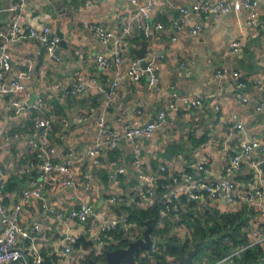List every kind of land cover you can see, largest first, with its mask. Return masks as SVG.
Here are the masks:
<instances>
[{"label":"crops","instance_id":"crops-1","mask_svg":"<svg viewBox=\"0 0 264 264\" xmlns=\"http://www.w3.org/2000/svg\"><path fill=\"white\" fill-rule=\"evenodd\" d=\"M19 1L0 0V29L7 31L19 16L26 33L31 24L42 20L54 34H62L61 41L65 44L58 45L55 58H51L35 39L24 37L6 45L11 56V71L6 81L28 67L34 71L25 83L26 101L39 95L46 98L41 114L49 118L53 126L49 133L51 159L69 158L76 177V185L66 188L61 184L60 175L50 174L43 189L46 206L35 200L22 206V225L39 224L41 227L35 242L40 247L43 264H73L85 258V254L97 253L105 245L104 238H96L103 222L129 216L138 210L152 211L149 219L154 217L151 207L132 205L147 184L136 175L130 142L121 140L116 148L101 154L98 165L90 159H78L79 153L85 154L92 148L101 116L108 129L120 132L126 126H143L155 120L159 111L166 113L164 122L149 138V144L141 142L139 157L148 174L156 173L160 166L167 168V174L182 170L196 173L194 164L201 162L209 167L208 180L228 181L233 190L241 193L259 186L263 174L253 169L250 162L264 155V105L258 109L262 95L252 79L259 77L264 82V0H260L257 28L247 25L244 12L230 13L215 21L208 14L206 18L199 17V22L194 18L202 28L199 37L191 36L186 28L176 31L171 24L178 6L191 7L198 0H155L148 36L126 41L122 46L124 61L120 66L112 64L106 47L94 38L91 27L102 25L117 35L128 23L129 15L146 0H25L22 11H8L9 6ZM156 24L161 26L160 30L155 28ZM147 39L146 53L161 55L157 68L160 90H148L145 79L131 83L130 92L121 88L114 90L112 81L119 76L121 86L127 82L128 63L137 58L133 51ZM232 42L238 43L235 53L229 48ZM101 55L110 66L107 71L97 68L96 58ZM221 69L229 74L219 80L215 73ZM232 72L240 74L247 83L245 88L235 89ZM78 77L84 88L74 93L73 83ZM92 80L95 85H91ZM237 93L246 96L248 103H242ZM125 96L130 99L121 102ZM182 97L200 98L201 106L197 109L178 107ZM27 121L24 114H13L7 97L0 107V174L3 178L1 191L9 210L18 198V187L35 186L31 179L36 180L39 160L28 148V140L32 138L36 142L34 136L37 134L34 124L28 127ZM55 124L60 127L58 131H53ZM236 125H242L243 129H237ZM253 141L258 142L259 147L231 166L232 158L238 154V145ZM120 168L124 170L122 173L118 172ZM6 180H13L15 189L6 191ZM262 191L257 203L264 209V184ZM112 198L115 201H111ZM81 203H88L93 209L98 206L88 231L84 230L86 223L81 226L69 217L70 210ZM237 210H245V204L230 206L220 200L211 212L221 216ZM130 222L131 238H141L145 225L135 220ZM156 225H152V232ZM196 225L198 227L199 223ZM168 232L169 229L163 233L167 236ZM118 233L123 235L122 229L109 234ZM62 234L79 237L87 234L88 250L74 248L69 256L61 259ZM169 240L170 244L179 243L175 237Z\"/></svg>","mask_w":264,"mask_h":264},{"label":"built area","instance_id":"built-area-1","mask_svg":"<svg viewBox=\"0 0 264 264\" xmlns=\"http://www.w3.org/2000/svg\"><path fill=\"white\" fill-rule=\"evenodd\" d=\"M25 0H20L17 4L9 6L8 11L15 13L22 11ZM155 10V0H146L144 4L138 7L129 15V21L121 27L119 34H113L102 25H94L91 27L94 38L106 47L107 55L111 56L112 64L120 66L123 61V45L127 40L138 39L148 36L152 27L151 14ZM177 16L172 20V28L176 31L185 29L193 37H199L202 32L201 25L194 18L204 17L207 15L213 21L228 15L230 13H245L247 25L251 28H257L258 18L261 14L260 0H214V1H196L188 8L178 6L176 8ZM19 16L9 26L7 31L0 29V107L3 105L6 97L9 98V105L14 115L24 114L29 120H32L38 142L32 138L28 140V148H31L35 157L39 160L36 172L35 186L32 188H22L19 190L18 198L13 204L11 210L5 200L6 197L1 191L2 175L0 174V216L2 230L0 231V264H43L44 260L40 247L35 242V235L40 232L39 224L31 226L22 225L20 214L22 206L30 200L38 201L43 207L46 206V199L43 195V189L48 181L50 174L61 176V184L66 188H72L76 185V177L73 169L72 161L67 158L63 161L51 159L52 149L50 148V136L53 126L49 118L41 114L45 105L46 98L39 96L34 103L27 104L26 82L34 74V71L28 67L27 70L15 73L8 81L6 77L11 71V56L6 47L10 41H16L21 38H30L39 41L47 54L51 58H55L54 52L61 42V38L54 34L47 22L42 20L31 24L27 32L22 29ZM156 29L161 26L156 24ZM27 35V36H26ZM231 52L238 51V43L232 42L229 46ZM147 51V50H146ZM161 55L158 52H145L143 59H134L128 63L125 76L127 82L120 85L121 77H117L112 81V88L117 90L121 88L124 92L131 91V83H137L146 80L147 89L150 91H159V76L157 72L158 61ZM97 68L100 71L110 69L108 62L104 56L96 58ZM226 69L218 70L215 78L222 79L227 76ZM80 75V74H79ZM230 75L235 79L234 87L236 90H242L247 83L240 77L238 72H232ZM81 76V75H80ZM92 80L91 85H95ZM252 83L261 93L262 104L258 107L261 109L264 105V82L259 77L252 79ZM84 88V83L78 77L73 83V92L80 93ZM56 89V87H55ZM237 98L242 103H248V98L241 93H237ZM111 105V103H110ZM201 106L200 98L182 97L179 99L178 107L197 109ZM173 109L177 107L173 106ZM35 113V115H34ZM166 118V113L159 111L152 120L143 126H126L120 132L108 129L101 116L97 121L98 135L92 146L85 154L79 153L78 159H90L94 165L99 164V157L108 150L117 147L121 140L130 142L133 145V153L135 155L134 168L139 179L144 180L147 184L143 194L134 200L133 206H149L157 208L158 221L156 225L157 231L161 230L164 224L169 229L168 235L157 232L152 236L149 249L140 254V259L136 264H176L175 256L171 255L165 249L164 244L169 239L175 237L183 244L184 250H191L194 246L195 233L192 230L193 225L197 222L204 225L206 222L205 214L212 216L211 212L218 205L220 200H224L230 206L245 204V211L249 217L248 243L232 249L226 256L213 263L203 264H264V253L253 261L234 260L240 258L242 253L253 247L260 246L264 249V209L260 207L257 200L262 194V186L264 184V174L259 179V186L251 192L241 193L233 190L228 181L214 182L208 180L210 173L209 167L205 163L197 162L194 164L196 173L186 170L172 172L167 174V168L160 166L154 174H148L144 171L143 162L139 155L142 151L141 142L143 139H149L154 130L159 127ZM236 128L242 130V125H236ZM259 147L258 142H243L238 145V154L232 158L231 166L239 162L242 157H248L253 150ZM72 154H68L71 157ZM264 162V155L250 162V166L255 170H260V164ZM229 170V169H228ZM123 168L118 169L122 173ZM1 173V171H0ZM30 176L32 172L29 173ZM22 175V173H21ZM90 177V174L87 175ZM111 201H115L112 198ZM254 209V210H252ZM93 214V207L88 203H81L77 208L70 210L69 217L75 220L77 224L83 225ZM211 224L210 221H207ZM131 222L129 216L114 218L107 222L101 223L97 240L108 238L112 231L122 229L123 237L131 238ZM195 229V228H194ZM59 247V256L61 259L66 258L75 248L79 235L71 234L63 236ZM132 239V238H131ZM224 242H229L228 238ZM162 246V247H161ZM205 251V250H203ZM206 252V251H205ZM100 254V252H99ZM162 256L159 260L157 256ZM85 258H81L76 264H82Z\"/></svg>","mask_w":264,"mask_h":264},{"label":"trees","instance_id":"trees-1","mask_svg":"<svg viewBox=\"0 0 264 264\" xmlns=\"http://www.w3.org/2000/svg\"><path fill=\"white\" fill-rule=\"evenodd\" d=\"M43 111V110H42ZM27 126L33 127L32 120L27 121ZM60 127L57 124L54 125L53 131H58ZM4 187L6 191L15 189L16 183L13 180H6L4 182ZM6 202V200H5ZM152 216V211L138 210L129 215L130 220H135L138 224H144ZM206 222L202 226L199 224L197 227L196 221L195 225V239L194 243L202 242L205 243L199 247L198 251H206L208 256V262L213 263L223 256H226L232 249L238 248L241 245L248 243V230H249V217H247V212L245 210H237L226 213L221 216L213 215L210 216L208 213L205 214ZM211 224H208L207 221ZM104 238V237H103ZM123 235L110 234L108 238H104V247L99 249L97 253L85 254L84 264H87L89 259L96 262H102L104 260V252L115 250L118 247H125L127 240H122ZM228 238L229 242H224V239ZM90 246V242L87 241V234L79 237L76 249H81L82 251H87ZM165 247L167 252L171 255H176L177 251L171 248L169 245H162ZM161 246V247H162ZM100 252V254H99ZM264 253V249L260 246H253L245 250L240 258L234 260L241 261H253L257 259ZM159 260L162 256L158 255ZM48 264V262H46Z\"/></svg>","mask_w":264,"mask_h":264},{"label":"water","instance_id":"water-1","mask_svg":"<svg viewBox=\"0 0 264 264\" xmlns=\"http://www.w3.org/2000/svg\"><path fill=\"white\" fill-rule=\"evenodd\" d=\"M187 8L191 11L190 6H187ZM58 35L60 38L62 37V34H60V32ZM148 43H149V39L142 41L140 48L133 51L134 56H136L138 59H143L145 56L146 47ZM59 45L65 46L63 41H61ZM55 53L56 51L54 52V55ZM253 67H254V70L256 71L257 67L255 65H253ZM72 83L73 81H71L70 87H72ZM39 96H37L36 98L35 97L29 98L27 104L34 103L35 100ZM127 99H130V96H125L124 98H122L121 102ZM34 138L36 142L39 143L36 135L34 136ZM143 142L145 145H148L150 140L143 139ZM1 153H2V148L0 147V156H1ZM260 172L264 174V162L260 164ZM21 189H22V186L18 187L16 190L19 191ZM97 210H98V206H96L93 209V214L88 218L86 224L84 225L85 231L89 230L90 224ZM152 210L154 213V217L144 222L145 229L143 232V236L141 238L130 239L127 236L123 237L122 240L124 241L127 240L125 247H118L115 250L104 252V260L102 262H96L92 259H89L87 264H136V261L140 259V254L146 252L149 249V246L151 244V232L153 228L152 225L154 223H157L158 221L157 208L154 206ZM1 230H2V225H1V216H0V231ZM62 236H64V234H62ZM204 243H205L204 241L197 242L194 244L193 248L188 251L184 250L183 244H170L169 242H167L166 244L169 245L171 248H174L177 251V254L174 258L176 261V264H191L194 257L198 253L199 247L202 246ZM73 264H76L75 261H73ZM82 264L84 263L82 262Z\"/></svg>","mask_w":264,"mask_h":264},{"label":"rangeland","instance_id":"rangeland-1","mask_svg":"<svg viewBox=\"0 0 264 264\" xmlns=\"http://www.w3.org/2000/svg\"><path fill=\"white\" fill-rule=\"evenodd\" d=\"M165 230H167L166 224H164L163 227L161 228V230H159V231H157V229L155 228L154 231L152 232V235L156 234L157 232H159L160 234H163V232ZM207 254L205 251H198L197 255L194 257L191 264H203L204 262L207 263L208 262V256H209Z\"/></svg>","mask_w":264,"mask_h":264}]
</instances>
